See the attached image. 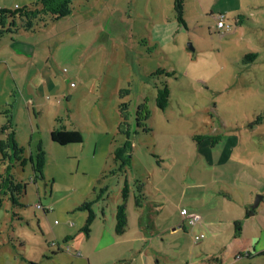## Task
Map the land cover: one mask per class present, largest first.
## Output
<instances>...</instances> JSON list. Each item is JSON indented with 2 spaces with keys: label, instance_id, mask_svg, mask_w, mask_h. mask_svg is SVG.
I'll return each mask as SVG.
<instances>
[{
  "label": "rangeland",
  "instance_id": "obj_1",
  "mask_svg": "<svg viewBox=\"0 0 264 264\" xmlns=\"http://www.w3.org/2000/svg\"><path fill=\"white\" fill-rule=\"evenodd\" d=\"M35 1L0 0V9ZM174 1L73 0L66 17L0 35V139L15 132L26 156L39 143L46 151L44 180L33 182L31 162L11 168L29 184L22 206L6 198L0 211V264H89L78 249V257L57 251L81 229L85 213L77 207L91 201L110 211L127 180L137 191V179L150 188V169L170 161L178 170L189 158L185 182L204 184L196 202L218 208L215 219L231 211L224 194L238 204L264 196V0H184L185 23ZM220 14L229 28L217 27ZM166 85L169 104L161 109L157 94ZM58 117L83 141H53ZM126 141L128 164L114 172L113 151ZM257 225L249 222L247 234ZM240 262L264 264V255Z\"/></svg>",
  "mask_w": 264,
  "mask_h": 264
},
{
  "label": "crops",
  "instance_id": "obj_2",
  "mask_svg": "<svg viewBox=\"0 0 264 264\" xmlns=\"http://www.w3.org/2000/svg\"><path fill=\"white\" fill-rule=\"evenodd\" d=\"M182 161V169L176 170L178 161L159 164L155 170L150 169V188L143 181L136 180L135 185L142 186L140 205L136 203L137 190L134 187L132 189L127 180L130 193L126 200L127 226L123 233H117L115 229L116 208L123 202L121 190V197L115 201L112 210L109 211L105 205L99 206V202L95 203L98 209L92 205L96 217L88 234L82 231L87 211L81 210L85 213L80 216L81 221L78 223L81 229L68 233L64 241L69 239L70 244L60 245L57 251H73V255L78 257L74 252L78 249L89 264H93L96 253L102 255V252L104 255L100 264H244L240 259L254 261L255 255H264V211L261 208L264 196L255 208L256 211L248 214V210L254 208L251 201L245 200L238 204L231 195L224 194L227 198L224 199L225 202L233 203L229 206L231 211L225 213L228 217L224 221L222 218L215 219L220 213L219 209L215 207L207 210L202 203L196 202L203 199L201 193L205 188L204 184L185 182L192 166L186 170L184 165L190 160L187 157ZM188 187L191 192L187 190L186 193ZM187 194L188 203L184 204ZM44 207V211L48 213L49 207ZM75 209L68 212H74ZM213 210L217 214H211ZM194 214L201 216L196 225L191 221ZM66 221L71 226L74 224L71 217ZM40 222L38 219L40 230H43ZM249 222L254 226L258 225L256 231L247 234ZM225 223L228 227L224 226ZM197 227L199 234L209 232L212 240L205 242L201 239L195 242ZM242 253L244 256L238 259V255Z\"/></svg>",
  "mask_w": 264,
  "mask_h": 264
},
{
  "label": "trees",
  "instance_id": "obj_3",
  "mask_svg": "<svg viewBox=\"0 0 264 264\" xmlns=\"http://www.w3.org/2000/svg\"><path fill=\"white\" fill-rule=\"evenodd\" d=\"M174 9L177 18L180 22L185 23L184 19V0H175ZM73 0H38L33 5H25L17 7L15 9H0V23L2 29L0 35L4 32L16 33L20 30L33 31L41 25H47L49 21H55L60 18L70 15L73 11ZM224 17V14H220ZM218 19V17H217ZM225 22V17L223 18ZM219 20V19H218ZM217 20V21H218ZM241 16L239 15V23ZM226 24V22H225ZM225 27L229 28L227 24ZM219 28V27H218ZM224 28V27H222ZM162 71H165L162 69ZM168 75H174V72L166 71ZM170 89L168 85L159 89L157 94V104L161 109H165L169 104ZM61 118L56 119L57 125L51 131V137L53 141L59 144L79 143L83 141V134L77 129H69L63 123ZM4 126L2 130H5ZM207 136H200L201 139H205ZM220 136H214L213 142L219 140ZM132 146L129 141L122 143L115 147L113 151L114 161L119 163V168L112 171H125L128 164L130 153L132 152ZM0 162L6 165L4 172L0 173V211L4 206L6 198L12 203L14 207L22 206L21 198L27 192V186L29 182L18 179L12 172L11 168L14 166H26L28 162H31L33 169V182L37 183L38 180L45 179V165H46V151L41 143L38 145L36 155L26 156L25 147L20 145L16 139L15 132L8 135L4 139H0ZM129 155V156H128ZM119 169V170H118ZM139 190L136 195V203L140 205L142 197V186L137 184ZM130 190L129 182L126 181L122 188L123 202L116 208V232L123 233L127 226V206L126 200L128 199ZM43 208L46 209L41 202ZM38 207V206H37ZM79 209L87 211V217L85 224L82 227V231L89 233L91 231V225L96 217V213L92 208L91 201H85ZM46 211V210H45ZM256 211L255 208L248 210V214H253ZM31 264H38L31 261Z\"/></svg>",
  "mask_w": 264,
  "mask_h": 264
},
{
  "label": "built area",
  "instance_id": "obj_4",
  "mask_svg": "<svg viewBox=\"0 0 264 264\" xmlns=\"http://www.w3.org/2000/svg\"><path fill=\"white\" fill-rule=\"evenodd\" d=\"M224 17L222 15L218 16V21H217V27L222 28L225 27V22H224ZM229 26V25H228ZM38 207H42L41 204H37ZM201 219V216L198 214H194L191 218V221L193 224H196L197 222H199V220ZM205 237V233H200L198 235H194V241L198 242L199 240L203 239Z\"/></svg>",
  "mask_w": 264,
  "mask_h": 264
},
{
  "label": "water",
  "instance_id": "obj_5",
  "mask_svg": "<svg viewBox=\"0 0 264 264\" xmlns=\"http://www.w3.org/2000/svg\"><path fill=\"white\" fill-rule=\"evenodd\" d=\"M191 48H193V47H191ZM261 199H262V196L259 195V194H257V196H256V198H255V200H254V203L252 204V206H253L254 208L258 207L259 204H260Z\"/></svg>",
  "mask_w": 264,
  "mask_h": 264
}]
</instances>
